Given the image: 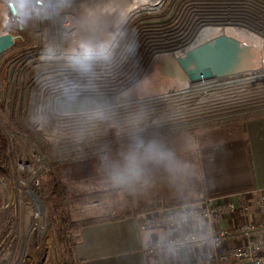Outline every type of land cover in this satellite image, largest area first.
I'll return each instance as SVG.
<instances>
[{
    "label": "built area",
    "instance_id": "obj_1",
    "mask_svg": "<svg viewBox=\"0 0 264 264\" xmlns=\"http://www.w3.org/2000/svg\"><path fill=\"white\" fill-rule=\"evenodd\" d=\"M165 2L166 0L162 1L157 11H147L136 17L124 31L116 50H113L109 57L82 56L83 58L74 59L62 58L60 51L51 49V43L60 42V37L65 34V24L60 26L61 28L58 26V37L52 31V28L56 26L50 25L47 29L50 34V39H48L45 31L46 22L41 17L44 6L38 2L40 5L36 12L41 19L37 22L38 30L34 28L29 33L32 38L30 47L27 50L22 48L29 44L24 40L29 25L25 28L21 26V30L25 31L24 35H20V31L14 34L19 37L16 40L17 45L15 44L18 51L16 56L7 63L10 83L15 84L16 79L24 83L26 90L24 97L28 101L27 110L24 111L25 115H22L23 126L19 129L15 124L9 123L10 126L6 128L7 135L12 139L22 141L37 138L42 146L51 148L60 154L65 152L67 155L71 154L70 157L74 160H82L86 157L84 147L87 145V140L90 142L88 146H97L94 150L88 147L90 151L86 155L93 156L102 152L98 144L103 139L105 140L103 142L109 144L121 141L126 144L136 138L141 140L142 138L139 137H152L165 131L182 129L191 131L202 128L205 126L200 122L206 118L213 119V121L226 120L224 115L229 116L234 112V108L241 107L228 103L229 99L224 102L219 99V94L227 89L229 80H201L190 83L177 77L168 78L170 81L174 80V85L171 84L174 87L173 90L170 89L168 93H165L164 99L167 104L152 102L148 107L150 115L139 119L135 117L137 121L134 120L133 113L129 114L132 120L129 124L119 119L107 126L108 129L105 128V130L90 126L93 119L100 116L101 111L89 113V115L69 116L76 119L75 127L69 126L66 122L69 118L55 116L57 113H55L53 103L63 96L88 93L107 94L114 96L116 103L120 100L118 94L123 90L138 87L135 85L143 86L146 81L140 79L143 77L141 73L143 69L152 66L154 76H151L149 84L152 85L159 79L154 67L160 66L163 60L170 57H184L192 47L222 34L235 39L239 38V41L254 47L258 52L264 50V0H184L176 12H173V20L155 23L158 20L156 15L161 11ZM150 19H153V22H149ZM60 20L65 21V18ZM55 22L59 25V22ZM133 24H135L134 27ZM209 28L213 29L216 35L207 36L203 42L199 39L200 43H198L195 34L208 31ZM36 35L39 37L35 38ZM191 38L195 39L191 41ZM10 51L1 55L0 58H5ZM123 58L124 60L126 58L124 65L121 64ZM31 62H33L32 65H30ZM118 64L119 69H115ZM140 65L142 66L140 74H136V79L133 77L136 83L131 85L133 82L131 76H134L135 70ZM32 66L39 69L38 74L25 73ZM160 68L161 66L159 70ZM0 90L4 92L1 98L3 101L7 98L6 91L3 88ZM164 90L161 91L165 92ZM136 91L142 92L141 90ZM159 92L155 91L152 95L159 97L163 93ZM172 93L176 95L172 96ZM184 95L189 99L181 98ZM87 117L89 119H86ZM125 118L128 120L129 117ZM92 139L98 141L97 145ZM52 140H60L61 144L53 148L50 145ZM37 155L38 157L34 153L39 161L44 154ZM21 167L22 169L27 168L25 164H21ZM40 171L42 172V169L39 173ZM258 199L259 209L264 210V195L259 194ZM249 211L250 203L243 197L239 208L231 202L213 204L206 200L203 205L190 210L182 209L167 217H141L138 222L142 231L157 229L163 225L173 226L178 221L206 220L213 224L208 233L187 235L181 239L159 242L149 246L145 252L150 256L167 251L179 254L181 250L189 251L195 247L208 246L209 251L206 258L175 264H264V222L245 221L242 225L225 229L217 228L215 224L226 214L234 215L236 218L237 216L241 219L246 218Z\"/></svg>",
    "mask_w": 264,
    "mask_h": 264
},
{
    "label": "crops",
    "instance_id": "obj_2",
    "mask_svg": "<svg viewBox=\"0 0 264 264\" xmlns=\"http://www.w3.org/2000/svg\"><path fill=\"white\" fill-rule=\"evenodd\" d=\"M117 152L121 151L110 155V164L113 180L125 189V195L118 199L122 207L114 210L115 220L104 221L100 214L88 213L86 220L92 224L78 232L76 248L83 264H175L206 258L208 246L195 247L183 255L167 251L150 256L145 250L159 242L208 233L213 225L210 221H178L148 231L140 230L137 224L139 217H167L206 200L213 204L231 202L239 208L244 197L250 203L246 221L264 222V210L258 206L259 194L264 195V115L154 137L125 148L124 155ZM147 190L149 195L144 197ZM153 198H184L190 203L138 214V204ZM235 219L226 214L216 227H236L241 222Z\"/></svg>",
    "mask_w": 264,
    "mask_h": 264
},
{
    "label": "rangeland",
    "instance_id": "obj_3",
    "mask_svg": "<svg viewBox=\"0 0 264 264\" xmlns=\"http://www.w3.org/2000/svg\"><path fill=\"white\" fill-rule=\"evenodd\" d=\"M183 1L166 0L156 15L158 20L155 23L173 20V12H176ZM37 2L38 0H28L30 15L21 19L11 15L8 0H0V18L6 12L10 18L5 28L0 26V34H14V31H20V35H24L25 31L21 30V26L25 28L29 25L24 36V40L29 44L22 46L26 50L32 41L29 33L34 28L38 30L37 22L41 19L37 14L39 9ZM149 22H153V19ZM38 37L39 35L35 36ZM17 51L15 46L5 58H0V89L6 91L7 97L2 101L4 92L0 90V143L2 139L5 140L3 150L0 148V264H65L67 253L64 249L65 240L77 248L78 232L85 225L92 224L86 220L88 213L100 214L104 221L108 218L113 220L117 216L114 210L120 211L122 207L118 204V199L125 195V189L123 186L118 188L121 184L118 185L113 180L115 176L110 164V155L115 154L114 151L117 150L121 151L117 154H122L125 148L135 146L143 140L174 135L187 129L165 131L152 138L143 136L139 137L141 140L136 138L126 144L122 143L123 141L109 144L103 142L105 141L103 139L98 144L102 152L93 156L86 155L90 151L88 147L94 150L97 146H88L90 142L87 140L84 147L86 157L82 160H74L70 157L71 154L67 155L66 152L60 154L42 146L34 137L27 141L12 139L7 135L6 128L11 123L20 129L23 126L22 115H25L24 111L26 112L28 107V101L24 97L26 91L24 83L19 82V79H16L15 84L9 81L7 63L16 56ZM32 64L33 62L30 63ZM27 72L29 75L38 74L39 69L32 66L30 70L25 71ZM227 110L230 111L228 108ZM233 110L229 116L224 115L226 120L213 121L206 118L200 122L205 127L191 131L245 120L252 115H264V98L248 102L247 105ZM92 140L97 145L98 141ZM34 153L37 157L39 153L44 155L38 161ZM64 159L65 161H62ZM21 164H25L27 168L22 169ZM40 169L42 172L39 173ZM131 190L135 191L130 189L129 192ZM28 191L33 193L32 196ZM147 192L144 197L149 195L150 191ZM63 219L76 227L65 226ZM235 220L241 222L238 225H242L246 218ZM137 224L139 226L138 220ZM185 252L186 250H181L179 254Z\"/></svg>",
    "mask_w": 264,
    "mask_h": 264
},
{
    "label": "bare ground",
    "instance_id": "obj_4",
    "mask_svg": "<svg viewBox=\"0 0 264 264\" xmlns=\"http://www.w3.org/2000/svg\"><path fill=\"white\" fill-rule=\"evenodd\" d=\"M162 1L163 0H42L44 11L42 12L41 17L45 19L44 22H46L45 31L48 34V39H50V34L47 29L50 25L56 26L55 28H52V31L54 35L58 37V26L60 27L65 24L64 28L66 29V32L60 37V42H52L50 45L53 51L56 49L62 53V58L74 59L80 58L82 56L107 58L110 56L113 50H116L119 39H121L124 31L134 21V19L147 11H157L161 6ZM63 18H65V21L60 20ZM0 20V26L5 28L6 25L9 24L10 20L8 13L6 12L2 18H0ZM55 21L59 22V25ZM212 30L213 29L209 28L208 31L196 33L195 37L197 36L198 43H200L199 39H201V42H203L207 36L213 37L216 35V33H214ZM15 33L16 31H14V34ZM14 34L12 35L14 36ZM62 39L63 41L61 42ZM194 39L195 38H193L191 41ZM260 55L264 57V50L260 51ZM125 60L123 58V63L121 64H126ZM160 66L154 67L158 73V82L149 85L151 82V76H154L152 74L153 68L152 66L149 68V66L148 68L143 69L141 72L143 77L140 79L149 81L147 83H145V81L141 87H139V85H135L138 87L123 90L122 93L118 94L120 100L117 101L112 107L100 110V116H97L95 120L93 119L90 126L105 130V128L108 129L107 126H109L111 123H115L119 119L120 121L129 124L132 122L129 114L133 113L132 116H134V120L135 117L139 119L145 115H150L148 113V107L151 106L150 104H152V102L155 103L157 101L158 103L160 102L161 105H164L163 103L167 104L164 96H166L165 93H168L170 89L173 90L174 86L172 85H174V80L170 81L168 78H163L164 74L162 71L159 72ZM141 68L142 66L140 65L136 70L133 69L135 70V73L134 76H131L133 80L131 85L136 83L134 78L136 79V74H140L139 72ZM115 69H119V64ZM228 83L229 85L227 86V89L224 90L225 92L219 94V99H222V102L229 99L228 103L238 105V107H240L247 105L248 102L258 101L261 98H264V59L260 62L258 60L255 70L250 71L244 76L230 79ZM136 90H141L142 92H137ZM161 90H164L165 92ZM155 91H160L159 93H163L159 97H156L155 95H152L155 93ZM171 95L175 96L176 94L172 93ZM181 98L187 100L189 99V97L185 95L181 96ZM56 101L57 100L54 101V105ZM55 113H57V115H55L56 117L69 118L66 122L69 124V126L75 127L76 119L69 116L77 115L62 113L58 110H56ZM87 115H89V113H87ZM88 117L86 119H89ZM125 117H129V121ZM84 122L87 123L86 121ZM72 131H74V129H72ZM100 135L101 134H99V136ZM60 144V140H52V144L50 145L51 147L56 148ZM28 193L31 196L33 194L29 191ZM40 202L42 203V201Z\"/></svg>",
    "mask_w": 264,
    "mask_h": 264
},
{
    "label": "water",
    "instance_id": "obj_5",
    "mask_svg": "<svg viewBox=\"0 0 264 264\" xmlns=\"http://www.w3.org/2000/svg\"><path fill=\"white\" fill-rule=\"evenodd\" d=\"M17 38L10 33L0 34V56L15 46ZM263 59L260 52L251 46L233 37L219 35L192 47L184 57L163 60L160 72L164 78L177 77L190 83L201 80L227 81L255 70L258 60ZM114 103L112 95L74 94L57 99L55 108L62 113L85 115L112 107Z\"/></svg>",
    "mask_w": 264,
    "mask_h": 264
},
{
    "label": "trees",
    "instance_id": "obj_6",
    "mask_svg": "<svg viewBox=\"0 0 264 264\" xmlns=\"http://www.w3.org/2000/svg\"><path fill=\"white\" fill-rule=\"evenodd\" d=\"M2 140L3 141L0 143L1 150H3L5 146V140L4 139ZM189 203L190 201L184 198H176L173 200H162L160 198H153L148 201L140 202L137 207V213L138 214L146 213V212L151 213L152 211H155L156 209L181 207V206H186ZM107 220H112V219L108 218ZM68 223L69 222L67 220L63 219V224H65V226L71 227V228L76 227V225H72V224L69 225ZM64 249H66V252H67L65 264H83L77 257L76 250H75L76 248L74 247L73 244H70L68 240H65Z\"/></svg>",
    "mask_w": 264,
    "mask_h": 264
},
{
    "label": "clouds",
    "instance_id": "obj_7",
    "mask_svg": "<svg viewBox=\"0 0 264 264\" xmlns=\"http://www.w3.org/2000/svg\"><path fill=\"white\" fill-rule=\"evenodd\" d=\"M38 2L42 3V0H38ZM8 7L12 10L14 15L21 19L30 15L28 0H8Z\"/></svg>",
    "mask_w": 264,
    "mask_h": 264
}]
</instances>
